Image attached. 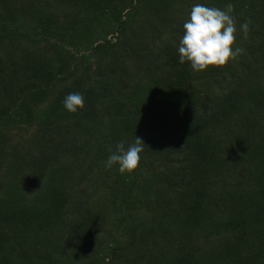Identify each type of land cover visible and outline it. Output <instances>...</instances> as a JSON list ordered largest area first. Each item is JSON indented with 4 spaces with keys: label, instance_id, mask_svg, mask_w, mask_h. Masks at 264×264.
Instances as JSON below:
<instances>
[{
    "label": "trees",
    "instance_id": "obj_1",
    "mask_svg": "<svg viewBox=\"0 0 264 264\" xmlns=\"http://www.w3.org/2000/svg\"><path fill=\"white\" fill-rule=\"evenodd\" d=\"M195 3L235 61L179 63ZM0 264H264V0H0Z\"/></svg>",
    "mask_w": 264,
    "mask_h": 264
},
{
    "label": "clouds",
    "instance_id": "obj_2",
    "mask_svg": "<svg viewBox=\"0 0 264 264\" xmlns=\"http://www.w3.org/2000/svg\"><path fill=\"white\" fill-rule=\"evenodd\" d=\"M232 11V3H228L224 9L203 3L193 4L183 22V33L177 44L179 63L187 61L193 71L199 72L209 66L219 67L235 61L245 50L234 46L237 28ZM248 30L247 21L240 24L243 34L246 35ZM62 103L66 111L76 113L84 106V96L80 92H69ZM144 147L145 144L138 136H134V141L127 147L121 140L104 161V166L111 168L117 165L121 173L132 172L138 167Z\"/></svg>",
    "mask_w": 264,
    "mask_h": 264
}]
</instances>
